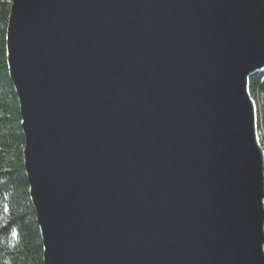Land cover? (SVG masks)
<instances>
[{"label":"water","instance_id":"95a60500","mask_svg":"<svg viewBox=\"0 0 264 264\" xmlns=\"http://www.w3.org/2000/svg\"><path fill=\"white\" fill-rule=\"evenodd\" d=\"M6 49L44 264H264V0H12Z\"/></svg>","mask_w":264,"mask_h":264},{"label":"trees","instance_id":"16d2710c","mask_svg":"<svg viewBox=\"0 0 264 264\" xmlns=\"http://www.w3.org/2000/svg\"><path fill=\"white\" fill-rule=\"evenodd\" d=\"M12 0H0V264H44L43 243L24 167L25 139L10 81L6 35ZM264 150V71L249 78Z\"/></svg>","mask_w":264,"mask_h":264},{"label":"bare ground","instance_id":"6f19581e","mask_svg":"<svg viewBox=\"0 0 264 264\" xmlns=\"http://www.w3.org/2000/svg\"><path fill=\"white\" fill-rule=\"evenodd\" d=\"M263 149V148H262ZM264 151V150H263Z\"/></svg>","mask_w":264,"mask_h":264}]
</instances>
